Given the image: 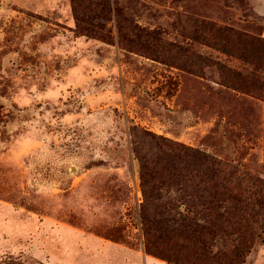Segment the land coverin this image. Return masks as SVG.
<instances>
[{
    "label": "rangeland",
    "instance_id": "rangeland-1",
    "mask_svg": "<svg viewBox=\"0 0 264 264\" xmlns=\"http://www.w3.org/2000/svg\"><path fill=\"white\" fill-rule=\"evenodd\" d=\"M258 40L264 0H0V264H264Z\"/></svg>",
    "mask_w": 264,
    "mask_h": 264
},
{
    "label": "trees",
    "instance_id": "trees-1",
    "mask_svg": "<svg viewBox=\"0 0 264 264\" xmlns=\"http://www.w3.org/2000/svg\"><path fill=\"white\" fill-rule=\"evenodd\" d=\"M245 38L248 39V36H245ZM258 49L264 50V41L258 40ZM201 232L202 231L196 229L194 230L193 233L201 235ZM198 241L199 240H196L195 243H197ZM204 242L206 241H201L200 245L202 246ZM211 245L215 246L214 244ZM201 249L203 254H202V261L200 263L202 264H211V262H215L216 264H242L244 262L242 260L244 259V254L239 249L234 250L233 252L219 250V251H213V253L208 252V247H202Z\"/></svg>",
    "mask_w": 264,
    "mask_h": 264
}]
</instances>
